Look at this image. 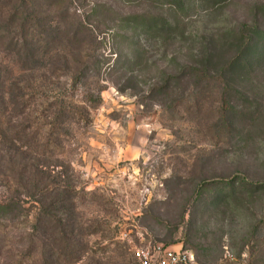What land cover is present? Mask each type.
Here are the masks:
<instances>
[{
	"label": "rangeland",
	"instance_id": "374dc122",
	"mask_svg": "<svg viewBox=\"0 0 264 264\" xmlns=\"http://www.w3.org/2000/svg\"><path fill=\"white\" fill-rule=\"evenodd\" d=\"M23 2L0 0V202L22 206L0 212V264H136L157 242L264 264V191L197 194L204 179L264 183V0ZM18 6L32 16L10 21ZM54 107L67 114L51 128ZM34 182L61 220L37 253ZM68 228L69 260L49 245Z\"/></svg>",
	"mask_w": 264,
	"mask_h": 264
},
{
	"label": "trees",
	"instance_id": "16d2710c",
	"mask_svg": "<svg viewBox=\"0 0 264 264\" xmlns=\"http://www.w3.org/2000/svg\"><path fill=\"white\" fill-rule=\"evenodd\" d=\"M23 1H24L23 4H25L26 0H23ZM261 9H264V5H261L260 9L257 8V10H261ZM28 11L29 10H27V8L25 10H23V9H20L18 6L16 8V10L12 11V17H11L10 21L13 22V21L17 20L18 18L22 19L24 17H25L24 19H27V17H26L27 15H28V17L32 16V15H30L32 13H28ZM260 25L261 24L258 23V21H256L253 30L255 33L260 32L264 35V30L260 28ZM60 34H61L60 32L52 33V35L49 36V38H48V42L51 44L55 43L56 41H58V38H60V37L62 38V35H60ZM74 36H75V34L70 39H74ZM90 37H91V35H90ZM93 38L94 37H92V39ZM250 41L252 42V38L250 39ZM256 48H258V47H256ZM238 61L239 60H233L232 62H230L227 65V68L224 69V71L226 72L227 70H229V68H232ZM1 80L2 79H0V85H2ZM6 93H7V95L4 92L0 91V101L3 103H4L5 99L7 100V97H8V92H6ZM20 96H21V94H20ZM54 108L57 109V107H54ZM66 114L67 113L65 111H63V109L58 108L57 113L54 115L55 116L54 117V123L51 125V128L56 124V122H58V120L61 117H66ZM50 135H51V133H50ZM55 145L60 146V144L51 143L48 139L47 143L42 144V149L50 150V147L51 146L53 147ZM28 165H29V163L25 164V166L22 167L23 169L25 168L24 172L22 174H25L28 171V168H27ZM23 169H22V171H23ZM36 185H38V182H34L32 185L33 187L36 188L34 191V194H28V192L26 193V197L31 198L33 201H35L39 205V210L36 211V217H35L34 223L30 227L31 234L29 235V239L27 240L28 246L26 249L27 251H31L34 253H37V243L38 242H36V241H40L37 234H41L47 229H51V230L55 231L56 229H59L61 227V220H59L57 213L54 210L48 209V208H45L44 210H42L43 209L42 195H43L44 191L41 190L40 186L37 187ZM258 191H264V183L251 185V184L244 182V181L239 182L238 179H234V178L219 179V180L218 179H214V180L204 179L198 185L197 194H198L199 200L201 199L203 194L205 192H207L211 201H214V200L219 201V200L225 199V198H228V199L233 198L238 193L245 192V193L253 194V193H256ZM17 200H20V199H17ZM17 200H15L14 198H11L7 202H0V212H3L1 215H5L7 212L11 211V209H14V208H19V207L22 208L21 200H20V202H18ZM51 205L52 206L55 205V209L61 208V207H59V204L57 203V201H53L50 204V206ZM44 212H46L45 215H43ZM42 215L45 216L44 219H43ZM46 224H48L47 229H46ZM71 226H72V223L69 224V228ZM262 227H263V224L255 225L253 228V234L257 235V233L262 229ZM69 228L66 231H62L63 238L56 239L53 237L50 240V242H51V244H49L51 247L50 254L55 253V251H57L58 247H60V249H62V251H63V256H65L67 258V260L71 259L74 255H76V252L74 250V249H76V247H74L72 244L73 231ZM185 249H188V248H185ZM188 250H190V249H188ZM260 250L254 249V251H257V254L260 252ZM39 255L42 257L43 252H39ZM253 256H254V253H253ZM257 257H258V255H257ZM35 258L37 259V261H39L38 256H35ZM254 258H256V256ZM199 262H201V261H199ZM252 262H251V264H253ZM257 262L259 263L260 261H257ZM257 262H255V264H257ZM201 263H203V262H201ZM17 264H22V263H17Z\"/></svg>",
	"mask_w": 264,
	"mask_h": 264
},
{
	"label": "built area",
	"instance_id": "2783aa9c",
	"mask_svg": "<svg viewBox=\"0 0 264 264\" xmlns=\"http://www.w3.org/2000/svg\"><path fill=\"white\" fill-rule=\"evenodd\" d=\"M136 264H204L199 262L191 250L182 245L149 243L136 251Z\"/></svg>",
	"mask_w": 264,
	"mask_h": 264
}]
</instances>
